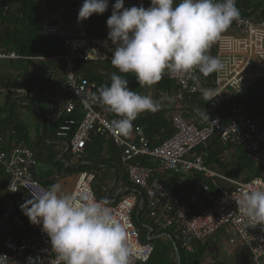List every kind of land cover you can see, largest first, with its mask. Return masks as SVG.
Segmentation results:
<instances>
[{
	"label": "built area",
	"instance_id": "2783aa9c",
	"mask_svg": "<svg viewBox=\"0 0 264 264\" xmlns=\"http://www.w3.org/2000/svg\"><path fill=\"white\" fill-rule=\"evenodd\" d=\"M50 1L55 3L57 0ZM114 3L115 0H109L108 10L104 14L111 15ZM124 4L125 7L142 5L146 8V0H124ZM43 28L48 34L58 35L64 49L60 58L65 60L59 74V70L51 72L46 67L49 82L40 93L51 123L76 111L81 115L68 142H65L71 157L76 161L82 158L91 134L103 141H112L120 148L119 162L125 169L128 182L145 194L147 217L158 229L174 227L176 238L185 251L191 252L194 242L204 241L222 230L227 243L239 242L243 248L245 260L241 264H264V227L247 226L250 222L240 214L235 201L242 191L264 188V88L258 92L255 102L249 105L235 102L228 106L226 119L217 112L220 101L229 99L232 93L240 92L251 84L254 61L264 66V20L240 16L221 35L209 54L218 57L224 68L214 73L210 83L198 73L196 79L166 75L174 86L169 98L174 107L170 117L173 132L154 144L137 134L136 120L126 136L111 131L110 122L114 119L109 117L111 113L91 100L95 84L73 70L74 59H111L116 45L108 37L89 38L85 34L75 33L59 20ZM28 59L33 58L15 50L0 49V60ZM36 59L46 62L54 58ZM208 90L218 95L207 102L204 93ZM16 92V96L27 95L24 89ZM194 94H198L206 103L198 119L186 117L181 106L185 98ZM38 95L34 91L30 93L31 97L37 98ZM85 101H88L87 105ZM73 123L71 118L62 120L56 135L66 137ZM210 138H217L232 152L240 150L247 160L258 167L259 174L240 181L207 167V154L198 148L205 147ZM228 152L223 150L220 161H224ZM35 165L34 152L25 141L13 139L6 142L0 132V167L6 194L0 199V264L54 262L50 238L42 232V225H34L27 216H21L10 197L22 191L31 199L47 189L35 177ZM158 172H194L201 177L193 178L182 193L170 195L157 178ZM93 178L92 173L80 172L71 191L86 190L95 197L91 189ZM108 206L128 231L134 252L133 264H146L152 246L140 241L139 231L132 221L137 197L132 193ZM19 230H29L30 234L20 236Z\"/></svg>",
	"mask_w": 264,
	"mask_h": 264
},
{
	"label": "clouds",
	"instance_id": "9594fccd",
	"mask_svg": "<svg viewBox=\"0 0 264 264\" xmlns=\"http://www.w3.org/2000/svg\"><path fill=\"white\" fill-rule=\"evenodd\" d=\"M109 0H83L77 22L108 10ZM240 17L236 0H150V6L125 7L115 0L106 24L108 39L116 45L110 63V84L102 85L91 100L117 117L110 130L126 136L142 113H156L160 103L129 88L122 74H132L141 88L168 75L196 73L208 77L223 70V62L210 49ZM218 94L204 93L208 102ZM88 101H85L87 105ZM240 214L264 227V188L238 193ZM86 190L68 191L60 183L35 194L22 211L50 238L53 264H133L134 252L126 227L108 206Z\"/></svg>",
	"mask_w": 264,
	"mask_h": 264
},
{
	"label": "trees",
	"instance_id": "16d2710c",
	"mask_svg": "<svg viewBox=\"0 0 264 264\" xmlns=\"http://www.w3.org/2000/svg\"><path fill=\"white\" fill-rule=\"evenodd\" d=\"M147 3L150 0H146ZM178 2V0H177ZM55 6L58 5L65 8L67 12L78 13V8L83 4V0H57ZM237 7L240 10V16L249 17L252 20H264V0H236ZM53 3L45 4V11H47V18L41 21L43 11L39 7L38 0H12L0 2V46L5 49L15 50L21 55L32 57L28 60H3L9 61V67L0 66V132L5 135L8 141L12 139L24 140L27 139L26 127L19 116V108L25 107L35 114L38 121V128L41 135L37 136L38 143L43 141V138H55V140L68 142V137L73 133L77 122L81 115L78 113H71L61 117L58 121L51 123V118L45 107L44 98L40 95L41 91L46 88L49 82V76L45 72L46 67L54 72L59 70V74L65 65V60L60 58L64 54V49L58 35L48 34L44 31L46 25L52 23L56 7ZM67 15V14H66ZM46 19V20H45ZM103 20V19H102ZM90 30V29H89ZM95 30V29H94ZM91 32V31H90ZM101 30H95L94 35L102 36ZM36 57L54 58L51 61H41ZM111 59L107 60H72L73 70L86 78L89 82L95 84V92L99 87L105 84H110V76L113 72L120 74L117 69L113 68L110 63ZM2 60H0L1 62ZM16 70L19 74L14 73ZM56 74V75H57ZM129 81V88L133 91L139 92L142 95H149L154 100L160 103V110L156 113L145 112L144 115L136 119L138 125L137 134L148 138L151 143H160L163 139L169 137L172 132V124L170 117L173 112V105L169 102V98L173 94L174 86L166 75L158 83L151 87L141 88L135 77L132 74H122ZM214 73L208 77L202 76L207 83L212 81ZM24 89L27 95L16 96L15 89ZM264 88V71H260L258 76L254 78L251 84L244 90L232 93L227 100H222L219 104L218 111L224 115L228 106L235 102H243L251 104L256 101L258 92ZM7 90V91H1ZM13 90V91H12ZM32 91L38 92V97H31ZM183 109L190 111L192 114L201 115L205 101L198 95H191L190 98H185L182 101ZM109 117L116 119L115 114L111 113ZM65 118L74 120L73 125L69 126V131L66 137H59L56 135L58 126ZM103 147H105V155H101ZM217 138H210L205 147L200 146L198 149L205 150L207 156L205 158V165L215 171L221 172L231 178L246 181L259 174L258 167L246 159L245 155L239 150L232 158L225 162L220 161L223 150H225ZM43 149V147H42ZM89 149L97 157L99 161L107 166L111 165V161L120 165L119 152L120 148L115 146L112 141H103L98 136H90ZM65 161L69 162L67 158L68 152H64ZM38 157L39 155H35ZM87 157V156H85ZM53 158V157H52ZM56 159V158H55ZM54 159V160H55ZM84 159V158H83ZM59 161H56L55 166H58ZM79 161L77 164L79 165ZM147 163L152 164V161L147 160ZM74 164V165H77ZM81 166V165H80ZM162 185L166 188L169 194H180L190 184L193 178L201 177L200 174L190 172L184 173H165ZM125 178V176H124ZM127 179H124V181ZM4 175L0 167V199L6 196L3 190ZM129 190L137 196L138 193L143 196V203L139 207L138 219H135V207L132 215V221L139 231V238L142 243H149L152 246L151 255L146 264H197L198 260L204 253L202 243H196L191 252L185 251L180 242L176 238L175 228L158 229L153 221L147 217V201L144 192L134 186L125 182ZM42 185H44L42 183ZM45 186V185H44ZM114 188V187H113ZM129 190L125 192L129 193ZM15 204L17 212L25 217L21 206L24 205L30 198L26 197L22 191H18L11 196ZM96 198L99 197L96 195ZM117 200V199H116ZM20 236L30 234L29 230H19ZM1 238V237H0ZM173 242L178 246L179 254L178 261L173 248Z\"/></svg>",
	"mask_w": 264,
	"mask_h": 264
},
{
	"label": "crops",
	"instance_id": "0c3cea01",
	"mask_svg": "<svg viewBox=\"0 0 264 264\" xmlns=\"http://www.w3.org/2000/svg\"><path fill=\"white\" fill-rule=\"evenodd\" d=\"M5 1L6 2L7 1L12 2V0H4V2ZM0 2H1V0H0ZM48 2H51V1L50 0H38L39 7L41 8V11H43V16L41 18V21H44V18H47V16H48V15H46L47 11L44 10L45 4H47ZM51 3H53V2H51ZM53 4L55 6L56 3H53ZM146 6H147V1H146ZM55 7H56V9H55V13H54V16L52 19V21H53L52 23H55V22H57V20H59L64 24V26L69 27V29L71 31H73L75 33H79V34H85L89 38L108 37L109 29L107 28L106 21L110 17V15H106L104 13L101 15L93 14L87 20L78 23L77 22L78 13L72 14V12H67L65 8H63L61 6L58 7V5H56ZM80 7L77 9L78 11H79ZM56 11H58V12H56ZM62 15H65V17H62ZM56 16L58 17V19ZM52 23H50V24H52ZM94 29L95 30H101V32L103 33L102 36H100V37L99 36H91V34L94 35V31H95ZM0 49L4 50L5 48L0 46ZM211 55L214 56L213 54H211ZM14 73L17 74V76L19 77V74L16 70H14ZM254 73L255 72H252L251 74L255 78ZM19 78L23 79V77H19ZM18 89L19 88L14 90L15 95H16V93H17L16 91H18ZM1 91H7V90H1ZM34 92L38 93L36 91H34ZM1 102H2V100L0 98V103ZM218 108H219V106L217 107V112L220 114V112L218 111ZM182 109H183V107H182ZM183 111H184V114L186 117H193L195 119H198L201 116L198 114L197 115L192 114V112L185 111L184 109H183ZM27 113L29 114V116L26 118H23L22 115L19 114L23 124L26 127L25 130L27 132V139L25 142L28 145V147L31 148V150L34 152V156L39 155L38 157L36 156V158H35L36 159V165H35L36 172L34 175L41 183H43L45 185L46 188H48L53 183H60L64 189L69 188L71 191L73 188V185L75 183L77 175L80 172H88V173H92L94 176V178L91 182V189H92L93 193L95 194V197H96V195L99 197L98 200H107L110 204V203L116 202L121 197L132 194L133 190H129L128 185L125 183L126 181L128 182V180L124 181V179H127L124 167L121 164L118 165L112 161H111V165L109 164V166H107L103 162H97V161H99L98 160L99 158L97 159V157L91 152V149H89L90 139L87 142V145L85 147L82 158L80 160H78L80 162L79 165L77 164L78 161L73 159L70 154L67 155L69 162L65 161V159H64L65 157H64L63 153L68 152L66 149V143L65 142L64 143L62 141L60 142L58 140H55V138L51 137L50 139L49 138H43V139H41L43 141V143L39 142V144H37L38 143L37 136L41 135L40 129L38 128V121H37L35 114L33 112L29 111ZM76 113H78V112L76 111ZM220 115L226 119L227 111L225 110L224 115H222V114H220ZM26 119L28 122L26 121ZM3 136H4V140L6 142H8L7 137L5 135H3ZM42 147H43V149H42ZM225 147H226L225 148L226 151H229V152H228V155L224 158V162L227 159L232 158L239 151V150H236V151L232 152L230 147H227V146H225ZM101 155H105V147H103ZM85 156H87V157H85ZM56 161H59L57 167L55 166ZM74 164H77V165H74ZM153 164H155V163H153ZM187 173H190V172H187ZM187 173H184V174H187ZM164 174L165 173H162V172L157 173V178L160 180V182L162 180H164V177H163ZM54 176H56V177H54ZM124 176H125V178H124ZM129 185H131V184L129 183ZM128 190H129V193L125 194V192ZM137 194H138V200H139V194L140 193L137 192ZM170 195H172V194H170ZM138 200H137V207L139 208L141 205L138 206ZM218 231H220V233L224 239V242H226V244L229 246L231 253H236V252L241 253V257L239 259V262H237V264L243 263L245 260V254L243 252V248L241 247L240 243L239 242H235L232 244L227 243L226 237H225L223 231L222 230H218ZM216 233H214V234H216ZM208 239H206L204 241L194 242L193 247H192V251H193L194 245L196 243H202L203 247H204V245L206 244Z\"/></svg>",
	"mask_w": 264,
	"mask_h": 264
},
{
	"label": "rangeland",
	"instance_id": "374dc122",
	"mask_svg": "<svg viewBox=\"0 0 264 264\" xmlns=\"http://www.w3.org/2000/svg\"><path fill=\"white\" fill-rule=\"evenodd\" d=\"M149 6H150V2L147 3L146 8ZM62 17H65V15H62ZM0 66L1 68L3 67L8 68L9 61L2 60L0 62ZM252 68H253V72H255L254 73L255 78L258 76V73L261 70L264 71V66L258 61L253 62ZM27 112L29 111L26 108L24 107L19 108V114H21L23 118L29 116ZM65 189L70 191L69 188H65ZM240 257H241L240 252H236V253L230 252L229 246L226 244V242H224V239L220 231H218L211 238H209L206 244L204 245V253L201 256V258L198 260L197 264H237V262H239Z\"/></svg>",
	"mask_w": 264,
	"mask_h": 264
},
{
	"label": "water",
	"instance_id": "95a60500",
	"mask_svg": "<svg viewBox=\"0 0 264 264\" xmlns=\"http://www.w3.org/2000/svg\"><path fill=\"white\" fill-rule=\"evenodd\" d=\"M33 172L35 174V172H36L35 168H33ZM142 203H143V196L141 194H139L138 206H140ZM138 215H139V208H137L135 211V219L136 220L138 219ZM173 248L175 250V254L177 257V261H178L179 250H178V246L175 242H173ZM178 264H179V261H178Z\"/></svg>",
	"mask_w": 264,
	"mask_h": 264
}]
</instances>
